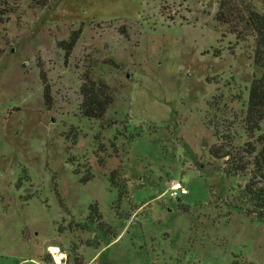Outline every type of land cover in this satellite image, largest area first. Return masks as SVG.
<instances>
[{"label":"rangeland","instance_id":"rangeland-1","mask_svg":"<svg viewBox=\"0 0 264 264\" xmlns=\"http://www.w3.org/2000/svg\"><path fill=\"white\" fill-rule=\"evenodd\" d=\"M219 1L0 0V264H264V219L227 206L248 176L218 173L209 154L222 139L207 121L248 140L262 73L254 39L216 27ZM79 28L66 60L60 43ZM86 68L114 91L110 127L81 115ZM173 179L189 192L172 198Z\"/></svg>","mask_w":264,"mask_h":264},{"label":"trees","instance_id":"trees-1","mask_svg":"<svg viewBox=\"0 0 264 264\" xmlns=\"http://www.w3.org/2000/svg\"><path fill=\"white\" fill-rule=\"evenodd\" d=\"M4 4L8 3L4 1ZM10 9H0V22L5 11ZM13 10V9H12ZM216 27L226 29L236 36L237 41L246 40L252 37L255 42L254 48V65L262 73L252 80L250 86L249 98L245 116L243 117L244 133L248 140L242 144L234 142L232 133L224 137L220 135L217 124L206 122L209 128L213 127L214 136L220 137L221 142H215L209 148V154L214 163L222 161L220 165H215L214 169L227 177H238L247 175L248 181L241 189L238 196L231 199L227 206L229 210L244 213L252 220L264 219V141L260 139L258 131L264 123V13L258 11L254 4L249 0H220L218 11L215 15ZM82 34V29L73 30L66 41L60 43L61 48L65 51L66 60L71 56L77 42ZM43 81V96L47 106L51 104V89L46 83L44 73L41 74ZM82 101L80 104L81 115L91 120L102 122L103 127L115 124L107 118L109 108L115 102V94L110 85L103 79H97L92 68L85 69L82 73V84L80 87ZM68 132L67 139L71 136ZM139 134V133H138ZM76 133L73 134L75 136ZM97 137V135H96ZM129 136L127 141L132 140ZM74 140V139H73ZM76 140V139H75ZM74 140V141H75ZM87 175L81 178L82 182L93 179L90 169H86ZM77 172H81L77 170ZM92 174V173H91ZM111 187L118 191V203L128 196V179L124 176L123 169L120 167L114 169L109 176ZM120 207H117V210ZM187 210V209H185ZM99 217V204L96 202L90 205V214L88 216V226ZM95 218V219H94ZM97 220V219H96ZM99 228L107 231V226L99 224ZM77 264H82L79 261ZM158 264V263H156ZM160 264V263H159ZM240 264H249L247 262Z\"/></svg>","mask_w":264,"mask_h":264},{"label":"built area","instance_id":"built-area-1","mask_svg":"<svg viewBox=\"0 0 264 264\" xmlns=\"http://www.w3.org/2000/svg\"><path fill=\"white\" fill-rule=\"evenodd\" d=\"M189 190L187 187L183 184L182 181L178 179H173L170 184L169 194L172 198H178L182 194H187ZM58 248V247H56ZM53 254L56 252H59V248L57 251H52Z\"/></svg>","mask_w":264,"mask_h":264}]
</instances>
